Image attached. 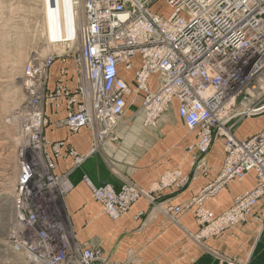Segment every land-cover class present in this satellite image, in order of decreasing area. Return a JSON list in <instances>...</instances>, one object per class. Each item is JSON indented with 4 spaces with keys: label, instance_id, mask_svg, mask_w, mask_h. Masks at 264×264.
I'll use <instances>...</instances> for the list:
<instances>
[{
    "label": "built area",
    "instance_id": "1",
    "mask_svg": "<svg viewBox=\"0 0 264 264\" xmlns=\"http://www.w3.org/2000/svg\"><path fill=\"white\" fill-rule=\"evenodd\" d=\"M156 3L168 6L170 14L154 10ZM74 11L70 16L67 9L68 30L78 41L71 55L77 67L75 90L59 81L54 92L46 91L54 55L32 58L25 66L34 87L18 117L19 172L7 247L25 264H115L101 248L78 241L64 198L73 189L70 174L100 146L118 140L128 108L141 96L136 114L146 125H155L176 102L185 126L198 134L203 156L218 137L223 140L222 168L193 201L199 204L197 237L216 236L251 216L264 197V130L241 139L232 124L264 112V0H76ZM61 95L67 114L60 125L71 132L83 127L94 132L88 154L45 136L44 107ZM62 158L71 159L70 166L57 173ZM250 172L257 185L236 196L229 209L215 214L204 206ZM83 180L111 219H119L146 194L133 182L117 189L110 183L97 186L87 175ZM189 181L175 169L156 189Z\"/></svg>",
    "mask_w": 264,
    "mask_h": 264
},
{
    "label": "crops",
    "instance_id": "2",
    "mask_svg": "<svg viewBox=\"0 0 264 264\" xmlns=\"http://www.w3.org/2000/svg\"><path fill=\"white\" fill-rule=\"evenodd\" d=\"M59 81L72 91L77 87L74 57L55 59L46 91L54 92ZM171 110L174 113L167 115ZM167 112L160 118L158 127L144 125L141 116L124 117L119 139L100 146L70 174L73 189L64 198L65 213L77 231L78 241L101 248L115 264H229V261L264 264V197L244 221L204 239L197 237L199 226L194 207L178 216L170 210L193 202L201 189L219 174L225 152L223 143L216 140L205 157L196 162L200 155L188 148L196 140V132L191 131L195 133L194 139L185 137L183 131L188 128L178 115L176 102ZM44 113L47 118L44 133L49 140H65L80 154L90 152L94 140L92 129L83 127L71 132L60 125L67 114L66 97L61 95L45 105ZM263 130L264 115L241 121L233 132L242 139ZM70 162L71 159H60L57 173L65 172ZM177 168L190 181L182 187L156 190L163 176ZM85 175L97 186L110 183L117 189L125 182H133L145 189L146 194L120 219L112 220L101 203L92 198L83 180ZM256 185V174L250 172L242 181L229 182L215 197L205 201L204 206L220 214L232 206L236 196Z\"/></svg>",
    "mask_w": 264,
    "mask_h": 264
},
{
    "label": "rangeland",
    "instance_id": "3",
    "mask_svg": "<svg viewBox=\"0 0 264 264\" xmlns=\"http://www.w3.org/2000/svg\"><path fill=\"white\" fill-rule=\"evenodd\" d=\"M153 8L154 10L158 9L157 11L164 15L171 12L168 6L161 3H156ZM77 47L76 45L65 49V52L60 55L58 54L60 51H56L48 43L44 32L43 0H0V264H25L24 258L14 253L6 245V235L15 216L14 197L15 183L19 172L17 153L20 146L21 123L18 117L20 112L27 107L31 88L34 87L31 86V82L25 76V66L32 58L43 60L50 55H54L56 58L74 55ZM150 88L154 90L153 85ZM141 98L142 96L135 98V103L128 108L125 117L128 115L141 116L145 120L143 115L136 114L141 107ZM170 113H174L173 110L166 114ZM262 115L264 112L251 117H243L239 122L232 124V130H236L241 121ZM160 118L155 124L156 127L160 125ZM144 125L146 124L144 123ZM183 132L187 135L185 137L194 139V132L188 129ZM196 135V140L189 144L188 148L197 151L200 155L198 159H202L204 156L200 154L196 145L198 134L196 133ZM216 140L223 143L221 137ZM188 204L190 203L179 207L189 206L188 210H190L194 206L196 216V209L199 204L195 205L196 203L192 201L190 205ZM132 205L129 206L128 211ZM176 207L170 208L176 216L188 211L184 209L177 213L174 211ZM127 210L123 215L128 212ZM196 222L198 224L197 216ZM198 226L201 229L199 224Z\"/></svg>",
    "mask_w": 264,
    "mask_h": 264
},
{
    "label": "bare ground",
    "instance_id": "4",
    "mask_svg": "<svg viewBox=\"0 0 264 264\" xmlns=\"http://www.w3.org/2000/svg\"><path fill=\"white\" fill-rule=\"evenodd\" d=\"M54 1L57 3V7H53L52 3ZM75 1L76 0H43L44 32L46 34L48 43L56 51H60V53H58L60 55L63 52H65V49H69V48L76 46V45L78 46V41L74 40L73 34L68 30V26H67L68 25L67 9H68V13L70 16H71V12L75 13V11H74ZM70 20H71V18H70ZM148 199H150V198H148ZM195 205H198V204H195ZM20 256H22V255H20Z\"/></svg>",
    "mask_w": 264,
    "mask_h": 264
}]
</instances>
